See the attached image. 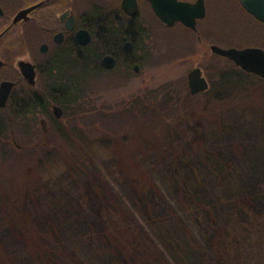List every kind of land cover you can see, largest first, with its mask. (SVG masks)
<instances>
[{
    "label": "trees",
    "instance_id": "obj_1",
    "mask_svg": "<svg viewBox=\"0 0 264 264\" xmlns=\"http://www.w3.org/2000/svg\"><path fill=\"white\" fill-rule=\"evenodd\" d=\"M178 58L181 57L172 55L169 61ZM96 61L95 55L91 53L88 62V75L91 79L95 76L92 74V67ZM216 65L206 69L204 67L211 81L210 90L204 94L192 95L185 76L148 89L142 97L135 99L130 108L123 110H118V105V108L104 106L103 110L98 111L93 101L88 107L89 102L82 101L83 96H80V100L74 99L73 102L67 103V116L88 115L90 118L81 119L87 125L89 122H95L97 118H102L105 123L126 121L137 131L161 120L166 121L173 129L175 122L185 118L182 116L189 112L191 105L200 97H207L208 109L211 110L213 105L227 103L234 93H248L249 90L243 89L246 85L253 86V89H264L258 81L259 78L239 71L231 72L229 68H224L220 61ZM72 78L77 79L78 73ZM234 81L243 83L244 87L239 86V90L236 89L233 86ZM118 88L115 84H110L107 88L93 87L89 98L92 99L93 95L102 91ZM48 94L54 100L65 98L70 101L75 96L71 90L57 88L46 89L45 95ZM251 95L255 96L253 93L245 95L248 97L242 96L243 101L246 98L254 101L255 97H249ZM21 109L17 98L16 101L13 98L9 110L12 128L20 131L23 136V133L28 135L30 129L27 120L22 117ZM240 110L241 116L247 120L248 111ZM4 112L0 109V138L8 128V122L3 117ZM52 113V106L44 104L42 115L50 121L54 118ZM92 115L98 117L92 118ZM75 119L74 122H77L78 119ZM229 123L232 122L229 120ZM238 123H221V127H218L226 131L236 127ZM193 124L200 132L202 128L199 130V122L193 120ZM203 141L199 140L191 149L179 151L177 149L181 147H178L175 139L172 140V149H169L171 159L163 161H166L168 175L164 177L166 180L160 183L153 178L148 166L143 164L140 156L142 150L139 152V149H104L106 152L111 151L112 158L101 160L112 159L114 166H107L106 170L98 171L99 177L104 181L105 178H114L118 186L121 183L131 184L136 192L134 197L139 196L136 200L132 197L134 194L129 193L132 208L120 199L118 204L109 199H101L95 205L89 203L88 190H97V182L94 180L96 171L80 157L82 149H63L61 146L64 145L58 143L55 144L58 149H40L44 156L57 159L68 170L62 176L57 175L52 184H48L43 179L47 172L43 169L47 166L46 158L38 159L36 151L29 149L26 156L24 154L21 158L25 163L18 164L17 158L13 157L16 149L10 148L11 145L3 146L0 150L4 152L5 162H10L0 168L5 172H21L19 177L22 179L19 183L11 181L15 185L11 184L13 190L8 198L10 202L7 200L4 205L6 213L14 220L20 232L13 231L17 242L15 246H9V250L0 236V264H25L23 259L27 255L32 257L33 264H102L100 254L108 256L107 264H173L170 257L177 264H197L183 249H179L173 238L167 237V231L162 227L163 219L159 216V208L162 207L168 208L169 215L177 218L189 234L191 232L190 240L195 245L200 243L202 251L206 245L208 250L205 252L203 264L264 262V167L259 174L258 186L248 187L240 173L247 169L246 155L249 154V149H246V143L239 140L236 144L237 156L241 158L238 159L237 165L220 149L209 148ZM134 142L137 146L139 140ZM31 153L32 159L27 158ZM93 157V162L99 160ZM16 164L18 168L15 167ZM28 177L37 185L21 184ZM56 190L60 192L61 198L54 197ZM115 192L117 197L121 195V192ZM26 193H30L34 200L38 196L47 199L45 206L39 205L38 209L42 214L46 213L45 208L51 210L54 220H48L44 227L39 228L33 218L21 210ZM123 193L126 194L125 191ZM138 203L141 205L138 207L146 204V209H135ZM71 211L75 214L71 215ZM65 218L73 220L68 229ZM142 220L147 225H144ZM147 228L161 233L159 238L163 247ZM199 237L204 238V244L200 242Z\"/></svg>",
    "mask_w": 264,
    "mask_h": 264
},
{
    "label": "flooded vegetation",
    "instance_id": "obj_2",
    "mask_svg": "<svg viewBox=\"0 0 264 264\" xmlns=\"http://www.w3.org/2000/svg\"><path fill=\"white\" fill-rule=\"evenodd\" d=\"M263 13L264 0H0V88L4 82L13 84L6 107L0 109L9 129L10 102L17 98L30 129L23 133L22 144L14 140L15 147L47 146L37 141L43 135L70 140L75 118L89 116H67V103L80 96L88 101L93 87H119L104 93L127 87L170 54L200 58L192 69L203 68L210 84L205 69L218 60L231 72L257 77L216 49L264 51ZM91 53L97 59L92 79ZM31 70L35 83L25 73ZM54 88L75 96L68 101L45 95ZM44 104L52 106L54 122L42 115ZM55 107L62 109L61 118Z\"/></svg>",
    "mask_w": 264,
    "mask_h": 264
},
{
    "label": "rangeland",
    "instance_id": "obj_3",
    "mask_svg": "<svg viewBox=\"0 0 264 264\" xmlns=\"http://www.w3.org/2000/svg\"><path fill=\"white\" fill-rule=\"evenodd\" d=\"M170 56H172L170 54ZM197 57L189 56L186 58H178L173 61H169V59H164V61H160L155 63L154 68L145 69L144 73L135 77L133 82L120 90L104 93L102 91L97 95H93L92 99L88 101V107L91 104V101L94 102L98 111L103 110L104 106H114L118 108V110H123L125 108H130L132 105H127L131 100L137 99L138 97H142L144 92L148 89L157 88L167 82L174 81L180 78L187 77L188 73L195 66L196 61L198 62ZM219 60L217 61L218 64ZM222 62V61H220ZM201 63V62H200ZM224 68H226V64H222ZM211 70V69H210ZM212 72V71H210ZM233 86L239 90V86L243 88L244 86L239 85L236 81L233 82ZM253 86L247 85L243 89L249 90L248 93L242 92L241 95L233 94L231 99L227 100L223 105H213L211 110L208 109L207 97H200L194 104L189 108V112L186 113L179 121H176L173 125V129L170 128V125L167 124L166 121H157L152 124L150 127H141L138 131L132 129V124L126 123V121H113L111 123H105L102 118H97L95 115H92V118H97L95 122L87 125L81 119L74 122V134L70 140L63 137L54 138V136L44 137L40 136L37 140L38 142H46L49 145H44L43 147L36 149L30 147V151L34 150L35 155L40 158H46L45 162H47V166L43 169L47 171L45 173L46 177L43 178L46 183L52 184L54 178L57 175L62 176L67 173L65 165L61 164L51 156H44L41 152L42 149H53L56 143L58 145H64L67 149H82L81 150V158H83L91 169H95V182H97V190L95 192L88 190V197L91 205H95L99 200L103 199V201L111 200L114 204H118L119 199L124 200L123 202L132 208V204L129 201L131 197L129 193H133L135 196L136 192L133 190V187L129 185V183H121L118 186V183H115L114 178H105V181L101 180L99 177L98 171L106 170L107 166H114L113 160H101L111 157V151L106 152L104 149H139L142 150L140 152V156L142 157L143 164L147 165L149 171L153 178L156 179L157 182H161L164 177H167V166L166 161L171 159V151L172 149V140L175 139L178 147L182 149H191L193 144H196L199 140H204L209 148H218L220 149L232 162L239 165V161L236 153L237 142L241 140L246 143V149H249V154H247L246 159L248 160L247 169L244 172L243 170L241 177H243V182L248 187L253 188L254 186H258L259 174L264 167V89H253ZM261 87H263L261 85ZM254 94L249 97H255L254 101L249 98H246L244 101L242 96ZM248 97V96H245ZM242 100V101H240ZM253 101V102H252ZM127 105V106H126ZM240 105L239 107H236ZM243 109L244 111H248L247 120L244 119L242 113L240 112ZM196 117V118H195ZM243 117V118H242ZM84 118V117H83ZM85 118H90L85 117ZM194 118V119H193ZM193 120L199 122L197 126H199L200 132L195 129V125L193 124ZM229 120L232 123H229ZM239 122L236 127H232L229 130L222 131L219 129L221 127V123L234 125ZM234 123V124H233ZM8 123H6L7 125ZM86 126H85V125ZM85 126V130L81 126ZM219 125V127H218ZM172 126V125H171ZM50 128V127H49ZM48 128V129H49ZM43 129V128H42ZM134 131V132H133ZM43 132V131H42ZM206 133V134H204ZM20 131H16L12 128V122L10 128L2 133V137L0 138V149L3 146H10L12 149H16V155L13 154V157L17 158L18 164H24L25 161L22 160V156H26L29 149H17L14 144V140L18 144H22L23 136ZM139 140V143L136 146L134 141ZM35 140L31 141V145L34 147ZM69 146V147H68ZM123 147V148H122ZM41 149V150H40ZM100 149V150H99ZM138 152V153H139ZM33 153V152H32ZM29 154L27 158L32 159L33 154ZM99 153V154H98ZM142 153V154H141ZM21 156V157H20ZM95 156L97 162H93ZM10 160L5 162V155L3 150H0V167L8 165ZM42 162H40L41 164ZM31 165V164H29ZM18 165L16 164L15 167ZM18 168V167H17ZM3 168H0V236L1 241L7 246H15L17 238L14 236L13 231L20 230L15 225L14 220L6 213L4 209V205L8 198L11 197L10 193L13 190L11 184L19 183L21 172L13 170L12 172L3 171ZM24 183L21 184L30 186L37 185L31 177L25 179ZM11 181L15 182L12 183ZM123 182V181H122ZM163 182V181H162ZM20 184V186H21ZM164 184V183H163ZM162 186V185H161ZM51 190H54L53 187H50ZM124 190V194L122 191ZM121 192V195L118 197L115 195L116 192ZM123 193V194H122ZM131 193V194H132ZM21 196V195H20ZM23 196V195H22ZM61 198V194L58 190L55 191V196ZM139 196L134 197L138 200ZM133 200V199H132ZM39 203H37V202ZM8 202H10L8 200ZM47 199L43 196H38L36 200H34L30 193L29 195L26 193L24 201L22 204L21 210L25 213H28L36 222L39 228L44 227L48 220H54V214L48 208H45L46 213H40L38 206H45ZM37 203V204H36ZM139 203L135 207V209L141 208L146 209V204L142 207ZM137 212V211H136ZM168 208L162 207L159 208V216L162 220V227L167 231V237L173 238L179 249H183L186 255L193 260L194 263L203 264L205 262V252H207L206 245L203 246V251L200 249L202 245L197 243L196 245L190 240V234L181 226L179 220L175 217L169 215ZM75 214L72 213L71 215ZM44 215V216H43ZM43 216V217H42ZM50 221V222H51ZM67 229L70 225H72L73 220L69 218H65L64 220ZM144 225H147L145 221L142 220ZM36 226V225H35ZM148 229V228H147ZM149 230V229H148ZM193 230V229H190ZM152 233V237L158 242V244L163 247V244L160 243L159 236L160 232L155 229L149 230ZM149 232V233H150ZM165 239V238H164ZM200 242L204 244V238H200ZM27 244V242H26ZM9 250V249H8ZM169 255V254H168ZM100 259L102 264H107L108 256H104L100 254ZM170 259L173 261V264H177L175 260L171 257ZM163 260V259H162ZM23 261L25 264H33L34 261L32 257L30 258L27 255ZM18 262V261H17ZM23 264V263H19ZM251 264H264V262L255 261Z\"/></svg>",
    "mask_w": 264,
    "mask_h": 264
},
{
    "label": "water",
    "instance_id": "obj_4",
    "mask_svg": "<svg viewBox=\"0 0 264 264\" xmlns=\"http://www.w3.org/2000/svg\"><path fill=\"white\" fill-rule=\"evenodd\" d=\"M160 14L163 15L162 11ZM264 19V13L260 15ZM219 54L231 59L236 63V65L242 68L244 71L255 74L264 79V51L250 49L244 51L238 50H223L216 49ZM27 77L32 83L34 81V72L26 71ZM188 84L193 95L201 94L210 89V83L204 77L203 71L200 67H196L188 74ZM13 84L10 82H4L0 88V108L6 107L8 98L11 94ZM62 109L60 107H55V114L58 118L62 117Z\"/></svg>",
    "mask_w": 264,
    "mask_h": 264
}]
</instances>
